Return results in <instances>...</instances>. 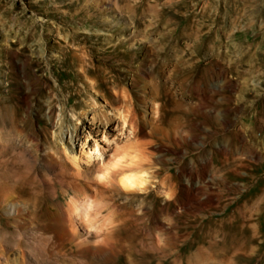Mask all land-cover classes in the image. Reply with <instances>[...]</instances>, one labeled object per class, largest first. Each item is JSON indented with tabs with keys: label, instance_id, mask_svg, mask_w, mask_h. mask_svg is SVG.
Returning <instances> with one entry per match:
<instances>
[{
	"label": "rangeland",
	"instance_id": "obj_1",
	"mask_svg": "<svg viewBox=\"0 0 264 264\" xmlns=\"http://www.w3.org/2000/svg\"><path fill=\"white\" fill-rule=\"evenodd\" d=\"M59 29L78 32L77 42L65 44L67 37L58 35ZM2 40L10 44L0 56L3 69H8V60L25 68L12 97L0 74L4 143L44 144L42 125L58 131L61 121L63 136L70 139L78 114L90 123L93 101L116 116L112 127L118 123L116 112H129L135 116L139 147L149 155V168L154 173L161 169L153 173L154 186L132 199L142 215L133 241L144 251L146 263L255 264L246 263L240 219L236 213L230 216L242 190L227 194L228 177L240 183L243 170L214 171L213 164H220L223 156L219 144L236 145V156L249 157L241 146L253 140L254 130L258 141L252 142L260 152L255 159L264 170V0H0ZM62 49L71 50L65 63L58 57ZM80 50L92 54L96 66L87 76L94 82L93 98L76 94L81 87L91 94L78 64L68 63ZM61 69L74 76L70 90L58 85L55 72ZM116 91L119 97L114 99ZM24 92H31L29 105ZM70 93L72 101L81 98L87 104L66 105ZM51 105L54 126L48 116ZM4 149L6 156L11 149ZM42 149L32 150L36 154ZM3 176L9 178L11 172L5 170ZM171 188L172 198L167 199L164 193ZM67 197L61 201L64 207ZM255 217L264 230V200ZM221 223L225 230H214ZM157 233L165 238L163 246L152 242ZM45 236L35 222L20 228L0 216V247L10 250L7 264H15L21 249L46 241Z\"/></svg>",
	"mask_w": 264,
	"mask_h": 264
},
{
	"label": "bare ground",
	"instance_id": "obj_2",
	"mask_svg": "<svg viewBox=\"0 0 264 264\" xmlns=\"http://www.w3.org/2000/svg\"><path fill=\"white\" fill-rule=\"evenodd\" d=\"M115 31L112 29V33ZM56 33L62 38L66 36L67 40L63 42L68 45L70 42L76 43L80 36L73 30L59 29ZM88 36L90 35L84 34V38ZM61 43L57 44L61 45ZM9 49L10 44L2 40L0 56H4ZM70 51L62 49L58 56L61 58L60 61L65 63V57L69 56ZM72 56L73 60L68 63L78 64L80 74L87 77L90 72L96 70L93 55L86 50L74 52ZM8 63L9 67L5 70L0 62V74L8 80L7 93L12 97L15 92L14 84L18 82L20 74L25 75V68L22 64L10 60ZM55 74L61 90H70L74 76L63 69L56 71ZM117 80V78L113 80L115 85L118 83ZM88 81L91 85V94L86 92V87H81L76 93L78 96L84 94L93 98L96 94V90L93 89L94 82L89 78ZM32 89H35V86H32ZM30 96L31 92H24L28 105ZM111 96L117 99L119 93L113 92ZM72 98L73 94H68L65 104H73L74 107L87 104L81 98L77 101H72ZM96 104V101H93V115L89 124H86L79 114L77 115L79 125L70 139L63 136V121L55 126L58 131H51L50 127L42 125L44 144L41 142L25 144L15 140L4 143L0 136V212L1 208L5 209V213L0 216L16 222L20 228L28 221L35 222L46 233V241L38 240L32 242L29 248L21 249L15 264H147L144 251L142 248L136 249L133 241L136 232L140 229L136 223L142 215L136 213L132 199L140 193H126L115 186L112 189H104L96 183L95 176L99 163L96 157L102 155L104 159H108L119 146L130 139L136 142L145 156L149 158V155L145 149L139 147L140 142L136 138L137 123L133 114L122 110L116 112L118 123L112 127L116 116ZM52 110L51 105L48 116L50 125L54 126ZM75 114L73 112L74 116ZM102 125L106 129L101 130ZM81 127L84 128L83 131H80ZM250 135L252 141L257 140L254 130L250 131ZM252 141L249 144L242 143L241 149L246 148L250 154L249 157L243 158L236 156L239 152L236 145L219 144L218 150L223 156L220 164H213V170L217 171L222 167L226 172L235 174L243 170L240 183L234 181V177H228L227 194L233 190H242L236 210L230 212V216L236 213L240 219L242 234L240 249L246 263L261 264L264 262V230L257 225L255 214L258 212L260 202L264 200V170L255 159L260 152ZM40 146L43 147L42 151L34 154L32 149L39 150ZM7 147H10L11 151L4 156L2 151ZM210 150L215 154L213 145ZM38 158L43 161L41 165L38 164ZM149 164L150 162L145 166L150 167ZM5 170L11 172L9 178H4ZM160 170V167H156L155 172L158 173ZM257 176H260V179L255 181ZM168 192L172 194L173 188ZM84 194L105 196L116 210L118 226L105 237L103 243H97V237L73 215L68 203L69 197L79 198ZM65 196H69L68 207H64L61 202ZM117 196L124 198L120 201ZM155 227L161 229L162 224L156 223ZM207 230L212 231L213 228L210 226ZM214 230L223 232L225 227L221 223ZM152 242L154 246L158 245L156 237L152 238ZM9 253V248L0 247V264L9 262Z\"/></svg>",
	"mask_w": 264,
	"mask_h": 264
},
{
	"label": "clouds",
	"instance_id": "obj_3",
	"mask_svg": "<svg viewBox=\"0 0 264 264\" xmlns=\"http://www.w3.org/2000/svg\"><path fill=\"white\" fill-rule=\"evenodd\" d=\"M96 159L99 163L95 180L104 189L115 186L126 193H144L154 186V169L145 166L150 162L149 158L131 139L119 146L108 159L102 155ZM164 195L167 199L172 198L170 192ZM68 203L73 215L97 237V243H103L105 237L118 226L116 210L105 196L84 194L79 198L69 197ZM166 223L171 225L172 220L169 218ZM157 241L161 246L164 245L162 234L157 233Z\"/></svg>",
	"mask_w": 264,
	"mask_h": 264
}]
</instances>
